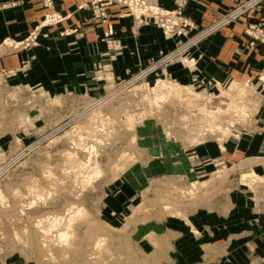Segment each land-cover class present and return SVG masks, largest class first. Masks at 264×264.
<instances>
[{"label":"rangeland","instance_id":"374dc122","mask_svg":"<svg viewBox=\"0 0 264 264\" xmlns=\"http://www.w3.org/2000/svg\"><path fill=\"white\" fill-rule=\"evenodd\" d=\"M15 2L23 4L11 0L0 8H14ZM91 2L81 9L91 11L94 24L108 26L109 44L114 30L109 11L120 4L110 6L109 21L101 23L93 18ZM65 19L53 12L27 38L5 45L12 52L35 48L44 27ZM156 73L130 85L140 74L115 83L107 77L97 98L51 94L43 86L23 85L15 73L0 74V264H140L131 222L181 214L191 209H179L181 204L199 200L196 190L220 187L221 173L205 177L211 180L206 185L141 180L158 151L184 153L194 170L206 161L196 146L213 141L220 147L240 138L255 116L256 89L216 79L184 86ZM127 178L130 186L145 187V196L126 197ZM243 182L264 194V180L253 173ZM159 189L167 205L163 213L154 207Z\"/></svg>","mask_w":264,"mask_h":264},{"label":"crops","instance_id":"0c3cea01","mask_svg":"<svg viewBox=\"0 0 264 264\" xmlns=\"http://www.w3.org/2000/svg\"><path fill=\"white\" fill-rule=\"evenodd\" d=\"M90 1L54 0V8L48 9L40 0H23L14 8H0V74L15 73L23 85L43 86L51 94L67 91L81 98H97L109 84L105 78L116 82L137 76L248 0H192L182 19L192 22L195 28L171 38L165 37L154 20L138 24L133 17L122 15L127 12L123 6L115 5L109 11L114 29L110 37L113 42L109 44L108 26L94 24L91 11L81 9ZM156 1L166 10L174 8L175 0ZM53 12L66 19L59 25L44 27L38 46L12 52L5 45L6 40L27 38ZM248 24L264 27V0L156 73L184 86L198 79H216L229 85L245 83L256 89L257 106L253 121L240 138H230L220 147L213 141L196 146L199 159L206 161L194 170L184 153L171 156L158 151L150 158L152 165L143 173L141 182L185 179L206 185L211 180L204 178L217 173L222 179L217 190H196L199 200L195 204H181L179 209L191 208L188 211L131 222L130 239L138 248L140 264H264V201L259 197L263 190L256 184L251 190L243 182L251 173L260 182L264 180V43L246 33ZM213 160L217 165H206ZM128 181L127 178L126 197L145 196V187L139 189L138 183L130 186ZM161 195L159 189L157 202L154 200L156 213L165 212L167 207ZM141 202L146 203L144 199ZM144 207L149 209L150 202ZM126 227L130 230L129 224Z\"/></svg>","mask_w":264,"mask_h":264},{"label":"built area","instance_id":"2783aa9c","mask_svg":"<svg viewBox=\"0 0 264 264\" xmlns=\"http://www.w3.org/2000/svg\"><path fill=\"white\" fill-rule=\"evenodd\" d=\"M192 0H175L174 8L172 10H166L160 7L156 0H92L90 7L94 12V19L97 22L107 23L109 21L108 8L114 4H120L127 8V12L124 14L126 17H133L135 21L141 23H147L148 20H154L159 26L166 38L178 37L184 34L185 30H191L195 28V25L189 20H183V11ZM263 0H248L236 8L227 12L218 21H216L210 28L202 31L195 39L189 41L180 49L176 50L165 59L157 62L156 64L145 69L137 78L129 82V85L135 81L147 78L153 72L159 70L169 61L179 56L183 51L187 50L194 44L204 40L211 36L223 27L229 26L237 22L240 18L247 15L251 10L256 8ZM21 3V2H20ZM45 8L53 6V0H42ZM17 5L15 2L14 6ZM50 22H53V16L47 17ZM46 20V19H45ZM246 33L253 38L254 41L264 43V27L259 24H248L245 28ZM255 43H252L254 45ZM248 85V84H247ZM10 264V263H6Z\"/></svg>","mask_w":264,"mask_h":264},{"label":"bare ground","instance_id":"6f19581e","mask_svg":"<svg viewBox=\"0 0 264 264\" xmlns=\"http://www.w3.org/2000/svg\"><path fill=\"white\" fill-rule=\"evenodd\" d=\"M162 84V83H161ZM162 86H164L165 87V85H162ZM161 86V87H162ZM234 87V86H233ZM239 87V86H238ZM235 88V87H234ZM237 90V89H236ZM239 90V89H238ZM241 90V89H240ZM244 91V90H243ZM242 92V91H241ZM231 93V92H230ZM242 94V93H241ZM235 99V98H234ZM236 101V100H235ZM190 192H192V190H190Z\"/></svg>","mask_w":264,"mask_h":264}]
</instances>
